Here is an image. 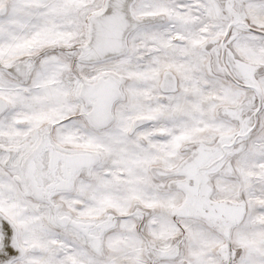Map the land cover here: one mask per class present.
Wrapping results in <instances>:
<instances>
[{"label": "snow or ice", "instance_id": "6c2138e0", "mask_svg": "<svg viewBox=\"0 0 264 264\" xmlns=\"http://www.w3.org/2000/svg\"><path fill=\"white\" fill-rule=\"evenodd\" d=\"M0 264H264V0H0Z\"/></svg>", "mask_w": 264, "mask_h": 264}]
</instances>
